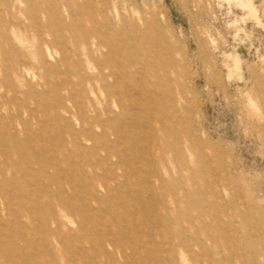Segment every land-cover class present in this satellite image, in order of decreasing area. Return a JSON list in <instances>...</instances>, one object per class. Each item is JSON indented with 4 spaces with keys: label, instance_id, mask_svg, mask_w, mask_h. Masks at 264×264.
Returning a JSON list of instances; mask_svg holds the SVG:
<instances>
[{
    "label": "rangeland",
    "instance_id": "374dc122",
    "mask_svg": "<svg viewBox=\"0 0 264 264\" xmlns=\"http://www.w3.org/2000/svg\"><path fill=\"white\" fill-rule=\"evenodd\" d=\"M0 264H264V0H0Z\"/></svg>",
    "mask_w": 264,
    "mask_h": 264
},
{
    "label": "bare ground",
    "instance_id": "6f19581e",
    "mask_svg": "<svg viewBox=\"0 0 264 264\" xmlns=\"http://www.w3.org/2000/svg\"><path fill=\"white\" fill-rule=\"evenodd\" d=\"M151 161V160H150Z\"/></svg>",
    "mask_w": 264,
    "mask_h": 264
}]
</instances>
